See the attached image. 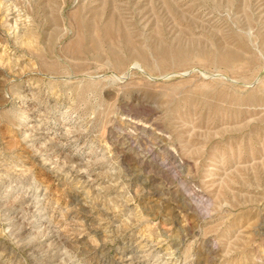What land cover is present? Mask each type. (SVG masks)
I'll list each match as a JSON object with an SVG mask.
<instances>
[{"label": "rangeland", "instance_id": "rangeland-1", "mask_svg": "<svg viewBox=\"0 0 264 264\" xmlns=\"http://www.w3.org/2000/svg\"><path fill=\"white\" fill-rule=\"evenodd\" d=\"M0 264H264V0H0Z\"/></svg>", "mask_w": 264, "mask_h": 264}]
</instances>
